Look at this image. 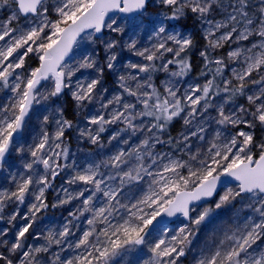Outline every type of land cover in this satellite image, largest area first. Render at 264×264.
Segmentation results:
<instances>
[{
  "label": "snow or ice",
  "instance_id": "obj_1",
  "mask_svg": "<svg viewBox=\"0 0 264 264\" xmlns=\"http://www.w3.org/2000/svg\"><path fill=\"white\" fill-rule=\"evenodd\" d=\"M155 3L164 11L146 26L148 0H54L51 5L49 0H0V10H10V15L0 21V41L5 42L0 45V89L11 92L8 101L0 105V169L13 152L20 157L27 153L30 157L23 163V171L10 172L9 183L14 189L0 188V219L4 218L7 205L15 203L17 212L8 218L12 224L18 217L19 206L27 203V212L20 217L25 223L7 247L9 255L0 252L3 264H115L142 245H147L151 253L143 264H180L200 226L217 210L234 207L237 201L252 215L243 223L234 222L222 233L214 232L216 238L199 249L194 264H264V138L257 141L252 131L256 127L264 129V0H155ZM217 12L220 19H209ZM116 13L123 15L126 25L118 24L113 18ZM190 15L201 25H207L202 29L206 44L200 52L203 58L200 76L211 78L203 84H190L180 94L174 78L183 79L192 70L188 52L194 41L190 34L184 35L176 28L170 30L167 22L175 24ZM21 19L25 21L23 26L19 23ZM104 28L115 34L127 31L128 39L120 36L102 41L106 55L103 64L92 55L84 56L76 67L65 62L74 45L85 39L95 43L93 37ZM140 30L150 31L143 46ZM233 44L236 47H231ZM225 45L230 48L226 59L211 55L210 50ZM125 50L139 60L123 63L125 71L117 78L122 91L100 103L96 98L105 70L116 73L121 67L119 54ZM30 54L36 55L38 66L26 75L17 72L24 69ZM233 64L237 67H231ZM173 65L175 70L170 67ZM80 69H93L97 75L76 82L71 91L76 107H82L84 102H98L104 110L88 118V124L96 127L80 129L81 137L98 144L106 126L117 123L125 126L121 131L131 130L132 135L145 130L147 133L127 150L120 149L82 168L59 162L68 157L63 138L66 130L73 127L59 109L53 132L47 129L50 117L45 115L33 142L27 147L22 142L34 106L70 88ZM226 69L230 71L227 78ZM159 72L167 77L161 81L162 91L154 83ZM47 84L51 87L42 92L41 88ZM221 93L226 95L223 103L215 106L217 115H206L214 106L213 97ZM237 97H244L247 105L235 106ZM230 102L234 107L226 110L225 105ZM178 117L183 119L185 132L176 139L175 147L187 159L154 151L157 144H173L172 137L164 141L160 134ZM210 121L218 127L209 137L206 125ZM118 135L113 134L109 142ZM193 139L198 141L195 151ZM37 166L43 167V173L37 171ZM69 167L75 175L66 183L84 187L70 192L62 186L58 191L64 196H58L52 207L80 201L69 212L72 219L58 232L49 229L46 234L33 236L45 243L26 244L38 214L49 207L46 190ZM222 177L230 178L234 186L219 194L214 206H205L193 216L200 203L207 205L217 195L220 183H228L222 182ZM145 178L147 187L140 198L134 203H122L125 186L139 185ZM98 193H102V200ZM239 212L237 209L234 215L239 217ZM177 214L188 223L175 234L169 235L165 229L163 236L149 243L154 222L162 215ZM81 218H85L86 227L78 238L69 240L76 236L73 221ZM7 231H0V236ZM0 244L7 246L9 241ZM53 245L58 251H52ZM44 254H48L46 258Z\"/></svg>",
  "mask_w": 264,
  "mask_h": 264
},
{
  "label": "rangeland",
  "instance_id": "obj_2",
  "mask_svg": "<svg viewBox=\"0 0 264 264\" xmlns=\"http://www.w3.org/2000/svg\"><path fill=\"white\" fill-rule=\"evenodd\" d=\"M54 0H49V4H53ZM163 8L159 5H157L155 3V0H150L147 8H146V12H145V23L146 26H150L151 22L153 20H155L157 18V14L162 12ZM51 15L54 16V13H50ZM3 15L6 16V18L10 15V10L8 9H2L0 10V21L5 20L6 18L3 17ZM218 17V18H216ZM114 19L117 20L118 24L121 26L126 25V20L125 18H120L118 15H114L113 17ZM220 19L221 16L220 14L217 12V14L212 17L210 16V19ZM19 23L21 24V26L24 25L25 21L23 19H21L19 21ZM15 26V25H14ZM167 26L169 27V29L171 30L172 28H176L178 31H181L184 35H187L186 32H184V30H182L180 27L176 26V25H171L169 24V22H167ZM150 34V31H144V30H140V42L141 45L143 46L144 44H146L148 42V35ZM120 36L123 37V39L127 40L128 39V33L127 31L125 33H121V34H115L109 31V29L104 28L103 29V33L100 37H93V39L95 40V43L89 42L88 40H80L73 48L74 51V56H75V62L76 65L78 66V64L82 61L83 57L86 55H92L94 56L99 63L103 64L105 59H106V55L104 52V45L102 43V41L104 40H109L112 38H119ZM4 41H0V45L4 44ZM231 47H236L235 44H233ZM230 50L228 45H225V47L221 48V49H217L215 51L219 52L217 56H224L225 59L227 57V53ZM72 51V53H73ZM101 53V55H99L98 53ZM34 56H36L35 54H33ZM216 56V57H217ZM137 60H139L138 57L133 56L131 53L125 51L120 52L119 54V61L121 64L120 69L116 72V73H112L110 71L108 78L103 77L102 78V84L100 86H98V92H97V100L100 101V103L106 102L108 99H111V97L113 96V94L117 93V92H121L122 90L119 88L118 84H117V78L120 74H122L125 70L123 69L122 65L125 62L131 61V62H136ZM171 67V66H170ZM231 67H237V65L233 64L231 65ZM173 70H175V67H171ZM32 68L28 69V71H24L23 69H18L17 72H23L25 75L31 71ZM134 71V70H132ZM162 74V77L159 79V83L158 85L156 84V86L158 88H161L162 91V87H161V81L165 80L166 74L163 72H160ZM96 72L93 69H80L78 72L75 73L74 77L72 78L71 81V87L70 88H66L63 90V92H66L68 95H71V91L75 89V84L78 80L80 81H85V80H90L92 78H95L96 76ZM228 76H230V71L228 69H226L225 71V78H227ZM155 78V77H154ZM174 80L176 81V84L178 82H180L182 79L180 78H174ZM155 83V82H154ZM235 83V82H234ZM51 85L47 84L44 88H41V91H46L47 88H50ZM106 90V91H105ZM11 95V92L7 89H0V105L6 103L8 101V97ZM72 97V96H71ZM101 97L103 98L101 100ZM224 96L220 95L218 97H213L212 103H213V107L211 109H209L208 113L206 115L208 116H212L215 117L217 115L216 113V109L215 106L219 105L221 103H223L224 101ZM53 97H50L48 100L42 101L39 105H35L31 114H30V119L28 121V125L24 131V133L27 134V132L31 133H36V135H38L40 133V122L43 120V117L45 115H48L49 117L55 116L57 118H59V112L57 111L58 109L61 111V107H62V102L58 100L55 101ZM75 102V101H74ZM100 103L98 102H93V103H88V102H84V105L80 108L76 107V102H75V113L77 115V124H76V133H75V137L73 139V142L68 143L66 141V132H65V136H64V144L67 146L68 150H69V154L66 160L61 159L59 162L61 164H68V165H74V166H79V167H84L87 163H91V162H97L103 159H106L107 157L113 155L114 153H116L117 151H119L121 148L124 149H128L130 147H132L133 145H136L140 142V140L145 138L146 130L142 131V132H137L135 135H132L131 130L128 131H121L122 128H124L125 126L121 123H117V124H113V125H109L106 126V130L100 134V143L98 144H92L88 141V139L86 137H81L80 136V129H87V128H91V129H95L96 126L93 125H89L88 124V118L95 114L97 111H104L101 106ZM243 105H247V101L244 98V102H242ZM241 105L240 103L235 104V106ZM234 107L233 103H228L225 105L226 110L231 109ZM111 110V106L109 108V111ZM54 118L53 122H51V126L48 129V131L51 133L55 130V119ZM177 123V128H173L175 131L172 132L171 131V124L172 123ZM172 123L168 126V128L160 134V138L161 140L167 141L169 136L172 137L173 139V144L169 145L167 143L164 144H157L155 146L154 151L156 153H171L174 156L177 157H183L184 159H187V155L179 152L176 147H175V141L178 137H180V134L185 132V126L183 123V119L182 118H175ZM211 126L208 129V133H209V137L211 136V134L215 131V129L218 127L214 121L211 122ZM68 130V129H67ZM234 131V130H233ZM252 131H254L255 133V129H253ZM115 133H119V135L117 136V138L115 140L110 141V137L113 136V134ZM256 138V137H255ZM262 138H264V129H261L259 127L258 129V135L256 140L260 141ZM127 140L128 143L124 144L123 141ZM192 144H193V148L192 151L196 150V146L198 144V141H196L195 139L192 140ZM206 147V144H205ZM27 161V159H25V155L23 157L18 156L15 152L12 153V155L8 158V163H6L3 167V169H0V188H10V189H14V185L9 183V174L10 172H19V171H23V163ZM37 171L40 173H43V167L42 166H37ZM74 171V169L72 167L66 168L63 171H61L60 175H58L53 181H52V187L49 188L48 190H46V196L48 195V199L50 201L51 196L53 197V204L57 203V197H63L64 193L62 191H58L63 187H67L69 188L71 186V188H69L70 192H74L76 190H79L81 188V184H76V185H68L66 183L67 179L75 174L72 172ZM68 173L67 175H63V173ZM185 174H186V170H184ZM61 181V182H60ZM116 183L118 184L119 181L117 180ZM129 185L125 186L128 187ZM234 184H227L226 186H224L220 191L223 193L227 187H233ZM82 187H84L82 185ZM147 187V178H145V181L142 182L141 184L137 185V191L138 194L136 195L135 199L133 198V203L135 202L136 199L140 198V196L143 193V190L146 189ZM129 190H127L126 192L122 190L123 195L121 196V202H122V197H124ZM219 191V192H220ZM125 192V193H124ZM130 192V191H129ZM128 192V193H129ZM90 194V193H86ZM220 194V193H219ZM98 196L101 197V200L103 199L102 197V193H98ZM218 195V194H217ZM219 196L215 197V200L218 199ZM28 202H31V197L28 198ZM98 206H99V202ZM215 203V201H214ZM214 203L212 204V206H214ZM52 204V205H53ZM80 204V201H72L69 204L66 205H60L58 207L53 208L51 211H48V209L44 210L41 214L39 215V218L35 221L33 228L30 230V237L27 236L26 239V244H30L34 239L33 236L37 235V234H46L47 231L49 229H53L55 231H59L62 227V225L67 221V220H71L72 218L69 216V212L74 211L77 208V205ZM205 206H210V205H206V204H202L199 206V208L197 209V212H194L192 215L195 216L198 214V211L200 209H202ZM231 209L230 211V215L233 213V219L236 221H244V219L250 215H252L251 211L249 210L248 212L243 210L241 207H228ZM228 208L225 209H220L217 210L216 213H213L212 217L209 218V220H211L213 223L217 224V230L221 229L223 226V230L225 228H229L231 223V219L229 221V218L225 217V215L228 213ZM237 209L240 210L239 212V217L235 216L234 214L236 213ZM222 210H225L222 212ZM13 212H17V207L15 203H9L7 205V207L5 208L4 212H3V219H0V231H3L4 229H7V233L4 236H0V241L3 240H7L9 241V244L7 246H4L2 244H0V252H3V250H1V248L4 246L6 247V251H4V255H9L7 252V247L10 246L11 241H12V237H15L16 232L18 231V229L25 223L24 220H22L20 217H22L26 212H27V203L24 205H20L19 206V210H18V217L15 221H13L12 224L8 223V218L11 216V214ZM121 214H123V210H120ZM247 212V213H246ZM84 219L85 218H81V220L79 221H73V227H72V231L74 233H76L75 237H69V240H74L76 238H78L80 232H82V230L86 227V224L84 223ZM117 219H119V216H117ZM209 220H207L205 223H209ZM233 220V221H234ZM229 221V222H228ZM113 222H116L115 220ZM188 222H184L180 217L178 219H176L174 222L170 223L167 226L164 227H160L158 229H156L152 234H150L148 236V241L149 243H153L155 242L156 239L160 238V236L164 235V230L167 229L169 235L171 234H175V232L184 224H186ZM79 225V227L77 228L75 225ZM222 230V231H223ZM150 238V239H149ZM30 240V241H28ZM36 241H40V244L45 243V241L43 239H39ZM33 244V242L31 243ZM52 251H58V249L56 248L55 245H53L52 247ZM67 254H71V253H67ZM48 254H44L45 258L47 257ZM64 255V254H62ZM151 255V253L148 251V247L147 245H142L137 247L136 249H134L133 251L129 252L123 259H118L115 262H119V264H129L131 262H135L137 264H143V261L148 259V257ZM197 256V252L193 251L192 252V262L194 264V258ZM181 264V262H180Z\"/></svg>",
  "mask_w": 264,
  "mask_h": 264
},
{
  "label": "trees",
  "instance_id": "obj_3",
  "mask_svg": "<svg viewBox=\"0 0 264 264\" xmlns=\"http://www.w3.org/2000/svg\"><path fill=\"white\" fill-rule=\"evenodd\" d=\"M163 11H164V9H163ZM3 17L6 18L5 15H3ZM216 18H218V17H216ZM209 19H210V17H209ZM169 24L176 25V26L180 27L182 30H184V32H186L187 35H189V34L191 35V37H192V39L194 41V46L188 52V57H189V62L192 65V70L185 77L193 78L194 80L198 81L199 84H203L207 78H211V77L210 76L209 77L200 76V71H201V68L203 66V58L200 56V52L204 50V46L206 44L204 36L201 33L202 25L200 24V22L198 20L194 19V17H192L191 15L186 20H181V21H179V22H177L175 24H173L172 22H169ZM210 51H211V55L214 58L219 53V52H217L215 50H210ZM98 54L101 55L100 52ZM38 63H39L38 58L36 56H34L33 54H30L29 57L26 58L25 67H24L23 70L24 71H28V69H30V68L37 67ZM66 63L68 65H70V66H73V67L77 66L76 62H75L74 51H73V53L71 54L69 60ZM171 67H175V65H173ZM108 75H109V72L107 70H105V74H104L103 77L108 78ZM161 77H162V74L160 72L155 75V78H154L155 84L158 85L159 79ZM221 95H223L225 97L226 94L221 93ZM53 98H54L55 101L58 100V102L59 101L62 102L61 111L63 113L64 118L72 121L73 127L68 129V130H66V138H67L66 141L68 143H71V142H73V139L75 137L76 124L78 122L77 121L78 120L77 119V115H76L75 110H74L75 102L72 99L71 95H68L66 92H62L61 95L53 97ZM242 102H244V97H237L235 99V104L242 103ZM53 117H55V116L50 117V122H49L47 128H49L51 126V122H53V120H54ZM55 118H57V117H55ZM170 128H171V131L174 132L176 129L174 130L173 128H177V123L173 122L171 124ZM258 129H259V127L255 128V137L256 138H257V135H258ZM36 136H37L36 133H33V132H31V133L27 132V134L23 133V141L22 142L25 144V147H27L28 144L32 143L33 142V138L36 137ZM24 155H25V159H27V160L30 159V157L28 156L27 153H25ZM73 173H75V171H73L72 174ZM67 174L65 172L63 173L64 176L67 175ZM73 175H75V174H73ZM81 187H82V185H81ZM69 188H71V186ZM127 190H129L130 192L128 191L129 193L128 192L125 193ZM76 191H78V190H76ZM123 191H125L124 193L126 195L124 197H122V203L133 202V198L135 199L136 195L138 194L137 185H135V184L134 185H129L128 187H125L123 189ZM221 191L219 192L220 194L222 193ZM219 193L216 196H219ZM215 197L211 201H209L207 205L212 206V204L215 201ZM52 198L53 197L51 196V199L49 201L48 195L46 196V203L49 205V207L47 208L48 211L52 210V204H53V199ZM234 205H235L234 207H238L239 206L243 210H245L247 212L249 211L248 209L243 208V206L241 205V203L239 201L234 202ZM223 211H225V210H222V212ZM230 211H231V209L228 208V213L225 215V217L229 218V221L231 219V223H229L230 227L234 224V222L243 223L242 220L241 221H239V220L235 221L233 219V213L231 215L229 214ZM116 219H117V217H116ZM217 227H218L217 224L213 223L211 220H209V223H204V224H202L200 226L199 231L197 232V235H196L195 239L193 240L192 245L190 246V250L186 253V255L184 257H182L180 259L181 264H193L192 259H191L192 252L195 251V252H197V255H198L199 254V249L202 246L205 245L206 241L210 242V241H212L213 239L216 238L213 235L214 232H218V233H222L223 232L222 230H223L224 226L221 229H218V230H217ZM28 236L30 237V235H28ZM14 239H15V237L13 236L11 242H14ZM28 241H30V240H28ZM32 242H33V244H40V241L33 240ZM1 250H3V252L6 251V247L3 246L1 248ZM0 264H3V262H0ZM115 264H119V262H115ZM129 264H137V263L131 262Z\"/></svg>",
  "mask_w": 264,
  "mask_h": 264
},
{
  "label": "water",
  "instance_id": "obj_4",
  "mask_svg": "<svg viewBox=\"0 0 264 264\" xmlns=\"http://www.w3.org/2000/svg\"><path fill=\"white\" fill-rule=\"evenodd\" d=\"M149 2H150V0H148V4H149ZM115 15H118L120 18H124L123 17V15L122 14H120V13H116ZM102 33H103V30H102ZM102 33H98V34H96V36L95 37H100L101 35H102ZM75 46V45H74ZM74 46H73V48H74ZM73 48H72V50L69 52V54H68V56H66L65 57V62L69 59V57H70V55H71V53H72V51H73ZM39 64V63H38ZM228 181V183H220L219 185H218V193H219V191L225 186V185H227V184H235V182L234 181H231L230 180V178H227V177H222L221 178V181L223 182V181ZM217 193V194H218ZM213 199V198H212ZM211 200V199H210ZM209 200V201H210ZM208 201V202H209ZM202 204H204V203H200V205H202ZM178 217H180V218H182L184 221H186L182 216H180L179 214H177L176 216H174V217H167V216H161V217H159L158 218V221L157 222H154V225L152 226V228H151V230H150V234L155 230V229H157L158 227H161V226H165V225H168L169 223H171L172 221H174L175 219H177Z\"/></svg>",
  "mask_w": 264,
  "mask_h": 264
},
{
  "label": "built area",
  "instance_id": "obj_5",
  "mask_svg": "<svg viewBox=\"0 0 264 264\" xmlns=\"http://www.w3.org/2000/svg\"><path fill=\"white\" fill-rule=\"evenodd\" d=\"M205 27H207L206 24H205V25H202V27H201V31H202V29L205 28ZM202 32H203V31H202ZM218 34H219V33H218ZM196 83H197V82L188 79V80H184V81L178 83V84L176 85V87H178V88L180 89V93L182 94L183 91H184V89L187 88L190 84H196ZM211 122H212V121H210V122L206 125V127L209 126V125L211 124ZM121 149H124V148H121ZM125 150H127V149H125Z\"/></svg>",
  "mask_w": 264,
  "mask_h": 264
}]
</instances>
